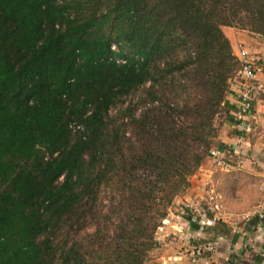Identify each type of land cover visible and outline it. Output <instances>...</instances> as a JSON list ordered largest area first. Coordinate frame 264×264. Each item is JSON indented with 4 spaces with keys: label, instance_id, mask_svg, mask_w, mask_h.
Wrapping results in <instances>:
<instances>
[{
    "label": "trees",
    "instance_id": "trees-1",
    "mask_svg": "<svg viewBox=\"0 0 264 264\" xmlns=\"http://www.w3.org/2000/svg\"><path fill=\"white\" fill-rule=\"evenodd\" d=\"M225 28L264 37V0H0V264H146L239 125Z\"/></svg>",
    "mask_w": 264,
    "mask_h": 264
},
{
    "label": "crops",
    "instance_id": "crops-1",
    "mask_svg": "<svg viewBox=\"0 0 264 264\" xmlns=\"http://www.w3.org/2000/svg\"><path fill=\"white\" fill-rule=\"evenodd\" d=\"M229 30V31H227ZM226 34L229 36V38L232 41L233 49L236 51V48L242 47V45L247 46V50L250 52L251 55L259 57L258 60L264 61V40L254 38V37H248L245 34H241V32H238L235 29L232 28H225ZM228 32H236L234 35L228 33ZM257 41V42H256ZM238 43V44H237ZM237 44V45H236ZM229 100L235 104V99H233L231 96L229 97ZM251 123V131L247 132L242 126L234 123H228L226 124L220 133V136L218 138V144H216L215 150L218 151L219 157L222 158L223 161V167L216 166L218 158H208V160L205 161L201 169L198 171L197 175L201 176L202 179L205 177L208 178L209 185L206 188L213 190L216 193V200L215 202L217 204L220 203L221 209L224 211H229L228 204L224 201V196H231L234 195L236 197L239 196V199L241 200L242 195H239V190L247 187L249 188L248 191L255 190V192L251 195L253 199H258L257 196L259 194V191H264V184L260 183L261 178L264 177V172L261 171V169H257L258 166H261L264 168V101L260 100V98L255 103V109H254V115L253 118H250ZM244 154L247 155L246 159L242 161V163L237 164V159H240ZM243 164L244 167L241 166ZM253 165H256V167ZM256 168V170H255ZM250 176L252 177L253 183H250ZM258 176V177H257ZM240 179L241 184L239 185L234 180ZM260 178V179H259ZM199 179V177H198ZM256 181V183H255ZM191 183V180H190ZM234 183H236V186H241L239 189L234 187ZM251 184V185H250ZM207 186V184L205 185ZM243 186V188H242ZM196 189H195V188ZM193 187L192 193H190V196L188 198H192L194 193L197 189L196 186ZM202 188L205 190L204 185H202ZM234 191V192H233ZM213 192V193H214ZM205 193V192H204ZM204 193L199 189L198 193H195L194 197L202 196ZM264 192H262L261 198H262V208L264 207ZM201 199V198H200ZM197 198H195L196 202ZM252 206L257 205V203L252 202ZM204 217V215L202 216ZM223 221L229 224V222L222 218ZM165 229L169 226L176 227L180 231H172V233L176 234L178 236L177 238H183L189 234L194 237L195 235L203 234L201 231H192L190 229V225L188 221L184 218V216L178 215L177 218L172 220L170 217L168 219V223L165 225ZM182 227V229H180ZM166 229L171 232L169 229ZM259 235V237H258ZM257 238L263 237L258 234ZM160 238H158L159 244L161 243ZM218 240L222 241L223 238H219ZM264 240V239H263ZM164 241V240H163ZM233 243V241H232ZM218 244V243H217ZM164 245L168 246L167 249L165 247L162 248V251L165 250L164 259H170L173 258L175 260H178L179 263H171V264H186L185 257L183 255L179 254V251L181 249H187L191 248L193 245H190L186 242L183 243L182 241L169 242V240H165ZM159 248H161L159 246ZM169 248V249H168ZM250 252L252 254V261H249L246 264H264V245L259 247H247L245 251H242L243 253ZM255 257H259L263 259V263H259L255 261Z\"/></svg>",
    "mask_w": 264,
    "mask_h": 264
},
{
    "label": "rangeland",
    "instance_id": "rangeland-1",
    "mask_svg": "<svg viewBox=\"0 0 264 264\" xmlns=\"http://www.w3.org/2000/svg\"><path fill=\"white\" fill-rule=\"evenodd\" d=\"M237 30V29H236ZM229 31V30H227ZM238 32H241V34H245L248 37H254V38H258V39H262L264 40V37H260V36H254L251 35L247 32H242L240 30H237ZM230 34H232L233 32H228ZM236 32H234L232 35H234ZM257 42V41H256ZM238 44V43H237ZM236 44V45H237ZM243 48H247L246 45H242ZM235 51V50H234ZM238 51V47L236 48L235 53ZM255 58H259L254 56ZM260 60V59H259ZM260 100L264 101V92L261 94L260 96ZM218 144V142L216 143ZM263 144H264V140H263ZM216 148V146L214 147ZM247 155L244 154V156H242L240 159H237V164L242 163V161L247 160L246 159ZM209 158H211V154L209 156ZM208 160V159H207ZM216 166H219L216 164ZM242 167L243 164H241ZM256 167V165H253V167ZM219 167H223V166H219ZM257 169H261V171L264 172V168H262L261 166H258L257 164ZM256 170V168H255ZM198 173V172H197ZM197 173L191 177V183H190V187L184 192L182 193L178 198H176L175 203L173 204V206L171 207L170 211H169V216L168 219L171 217L172 220L176 219L178 215L184 216V214L186 213V209H189V212L191 215L197 214L200 215L201 217L204 215H208L210 212L209 208L211 207V204L214 203V199L215 201L218 200L215 196H216V191L214 192L213 190L211 191V189H208V191H206L209 182H208V176L203 178L201 176H198ZM199 177V179H198ZM258 177V176H257ZM252 177L250 176V183H253ZM260 179V178H259ZM262 184H264V177L260 179ZM235 182H237L239 185L241 184L240 179L238 178L237 180H234ZM256 183V181H255ZM207 184V186H205ZM202 185H204L205 190L202 188ZM251 185V184H250ZM196 186L198 190H196L194 193H198L199 189L204 193V195L202 196H197V197H193L192 198H188V196H190V193H192L193 187ZM234 187H236L237 189H239V187L241 186H236V183H234ZM195 188V187H194ZM243 188V186H242ZM196 189V188H195ZM249 188L245 187L241 190H239V195L241 194V200L239 199V196L236 197L234 195L231 196H224V201L228 204V208L229 211H224L223 209H221V205L219 203L220 206V211L218 213H212L213 215L218 217V221H223L222 218L226 219L229 222V225L233 228V232L235 233H241V237L238 240L237 243H232V236H229L228 238H223L222 241L217 240L216 244H215V249L213 254L210 255L211 258V263L210 264H246L249 261H252V254L250 252L248 253H243L242 251H245L247 247H259L264 245V240L261 238H257L258 234H252V233H245L244 231V226L245 224L254 216L256 215L263 206V202H262V198L261 195L262 192L264 191H259V194L257 196L258 199H253L251 197V195L255 192V190H250L248 191ZM214 192V193H213ZM234 192V191H233ZM252 193V194H251ZM264 195V194H263ZM195 198H197L196 202ZM201 198V199H200ZM255 202L257 203V205L252 206L251 203ZM218 203V202H217ZM167 219V220H168ZM163 227L164 224L162 225ZM170 227V233L168 230H166L165 228L163 229V231H158L156 238L158 240V238H160V244L159 246L161 248H157L154 251H152L149 254L148 257V261L146 262V264H171V263H179L177 262L178 260H175L173 258L170 259H166L163 260L164 255H165V250L162 251V248L165 247V249H167L168 246L164 245L165 240H169V242H177V241H182L183 243L186 244V242L190 245H193V247L197 246V242H199L198 245L200 246H204L206 243L205 242H209L208 239H212L211 236L206 235V234H199L198 236L195 235L194 237H192L191 234L185 236V237H181V238H177L178 236H176V234L172 233V231H176L179 232L180 230L176 227ZM182 229V227L180 228ZM233 235V233H232ZM259 237V235H258ZM164 240V241H163ZM200 240V241H199ZM205 241V242H204ZM196 242V243H194ZM218 243V244H217ZM192 248V247H191ZM191 248H188V250L186 249H181V251H179L180 255H183L185 257V262L186 264H193L191 262V258H190V250ZM169 249V248H168ZM163 258V259H162ZM197 264H203V263H197Z\"/></svg>",
    "mask_w": 264,
    "mask_h": 264
},
{
    "label": "built area",
    "instance_id": "built-area-1",
    "mask_svg": "<svg viewBox=\"0 0 264 264\" xmlns=\"http://www.w3.org/2000/svg\"><path fill=\"white\" fill-rule=\"evenodd\" d=\"M240 62V71L238 78L232 83L230 96L235 99V104L237 106V112L235 114L236 120L239 125L242 126L247 132L251 131L250 118H253L255 103L264 92V61L258 60L253 57L250 52L243 47L238 48L235 53ZM211 157L218 158L219 153L217 150L213 149L211 152ZM218 165H223L222 158H218ZM210 212L218 213L220 211V206L215 202L211 204L209 208ZM264 212V207L258 212L260 215ZM214 215L213 219L204 218L202 220V225L212 226L218 217ZM168 223V220L163 222L164 226ZM162 226L159 230L163 231ZM159 231V232H160ZM264 239V229H260L259 233ZM215 245H208L206 247H193L190 250V258L193 264L203 263L210 264V255L213 254Z\"/></svg>",
    "mask_w": 264,
    "mask_h": 264
}]
</instances>
